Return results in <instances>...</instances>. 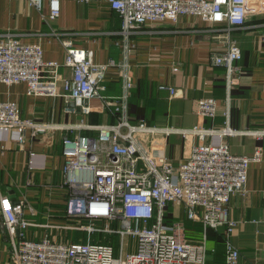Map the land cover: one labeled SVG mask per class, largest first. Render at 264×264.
<instances>
[{
    "label": "built area",
    "instance_id": "1",
    "mask_svg": "<svg viewBox=\"0 0 264 264\" xmlns=\"http://www.w3.org/2000/svg\"><path fill=\"white\" fill-rule=\"evenodd\" d=\"M28 1L43 11L45 0ZM105 1L122 19L123 58L119 62L96 63L92 51L79 50L67 39L61 40L66 50L63 65L45 61L40 45L24 44L16 36L0 41L1 84L25 83L30 96L63 97L76 107L98 98L113 108L117 119L115 124L95 126L94 137L78 135L63 141V177L71 190L66 211L70 223L47 226L56 231L52 237L29 239L32 223L25 218L26 200L0 198L11 246L10 264H207L206 232L221 228H225V264H239L240 252L231 241L236 222L230 218L229 205L236 195L247 198L248 170L252 163L261 160L262 149L257 148L253 156L247 157L233 154L226 142L205 143L208 137L229 136L232 131L227 128L160 129L144 120L132 124L129 103L134 82L130 62L136 46L131 38L148 24H177L186 16L212 25L225 24L219 29L226 36L224 52L213 54L212 61L227 70L229 103L232 77L239 71L234 62L242 58L230 35L244 28L250 17L264 14V0ZM49 4V13L43 17L53 21L60 15V0H49ZM62 66L72 70L71 78L62 77ZM111 69L120 76L121 92L116 97L103 94ZM159 89L168 90L172 97L178 94L172 87ZM82 109L86 114L90 112L89 107ZM218 111L215 99H200L196 103L197 115L202 119H214ZM50 128L48 124L23 118L18 102L0 101V142L11 138L23 143L27 131L35 139ZM252 133L260 137L264 130ZM157 134L195 136L199 143L192 148L188 160L175 165L164 153V147L158 146L154 153H148L145 142L138 139L140 135ZM30 156L33 170L36 155ZM170 204L185 206L187 220L203 225V241L189 240L183 221L165 223ZM75 231L85 232L86 237L75 241L71 234ZM96 234L119 235L118 256L110 243L94 242Z\"/></svg>",
    "mask_w": 264,
    "mask_h": 264
},
{
    "label": "crops",
    "instance_id": "2",
    "mask_svg": "<svg viewBox=\"0 0 264 264\" xmlns=\"http://www.w3.org/2000/svg\"><path fill=\"white\" fill-rule=\"evenodd\" d=\"M60 6L59 17L48 21L43 15L49 13V0H45L42 12L28 0H0V41L16 36L24 44L40 45L45 61L62 65L66 56L63 39L70 40L79 50L92 51L96 63L106 65L122 60V19L107 1L60 0ZM224 27L225 24L212 25L186 16L177 24H148L133 34L131 40L136 49L130 62L134 82L130 122L144 120L160 129L227 128L232 131L229 136L208 137L205 143L223 141L233 154L247 157L253 156L257 148L262 149L261 160L252 163L248 170L247 198L234 196L229 214L236 222L231 241L240 252L239 264H264V135L257 137L252 133L264 130V14L250 17L244 28L230 35L242 58L234 62L239 71L232 77L229 103L227 70L212 61L213 54L224 52L226 36L219 30ZM59 71L63 78L72 76V70L64 66ZM104 86L106 97L120 94L117 70H109ZM160 86L175 88L177 96L160 90ZM27 92L25 83H0V101L18 102L23 118L51 128L35 139L27 131L23 143L11 138L0 142V198L26 200L25 218L32 223L28 238L41 240L56 233L47 226L70 223L66 211L71 190L63 177V141L78 135L94 137L95 126L115 124L117 119L113 108L98 98L76 107L63 97H36ZM207 98L218 103L214 119L197 115L196 103ZM84 107L90 108L88 114L83 112ZM139 138L148 153L164 147V153L175 165L188 160L192 148L199 143L198 137L184 138L179 134H157L149 142L147 136ZM32 153L36 155L33 170ZM176 221L185 223L189 240L203 241V225L187 220L185 206L170 204L165 223ZM206 246L207 264H225V228L208 230ZM10 257L11 246L0 207V264H10Z\"/></svg>",
    "mask_w": 264,
    "mask_h": 264
},
{
    "label": "rangeland",
    "instance_id": "3",
    "mask_svg": "<svg viewBox=\"0 0 264 264\" xmlns=\"http://www.w3.org/2000/svg\"><path fill=\"white\" fill-rule=\"evenodd\" d=\"M151 139V136L150 135H147V141L149 142V140ZM139 141L142 143V140L139 139ZM148 145V144H146ZM116 228H120L119 225H115ZM72 237L74 238L75 241L77 240H80V239H84L86 237V234L85 232H78V231H75V232H72ZM104 236V235H103ZM102 235L100 234H96L93 236V240L95 241V239L97 238H101ZM110 237V236H108ZM96 242V241H95ZM113 247H114V252H115V256H118L119 254V251H120V236L119 235H115L113 236Z\"/></svg>",
    "mask_w": 264,
    "mask_h": 264
},
{
    "label": "trees",
    "instance_id": "4",
    "mask_svg": "<svg viewBox=\"0 0 264 264\" xmlns=\"http://www.w3.org/2000/svg\"><path fill=\"white\" fill-rule=\"evenodd\" d=\"M187 230V227H186ZM188 231V230H187ZM75 238V237H74ZM188 238V237H187ZM189 239V238H188ZM191 241H193L192 239H190ZM96 243H110L111 245H113V237H108V236H103L101 238H97L95 239ZM94 241V242H95Z\"/></svg>",
    "mask_w": 264,
    "mask_h": 264
},
{
    "label": "water",
    "instance_id": "5",
    "mask_svg": "<svg viewBox=\"0 0 264 264\" xmlns=\"http://www.w3.org/2000/svg\"><path fill=\"white\" fill-rule=\"evenodd\" d=\"M84 103H87V101H84Z\"/></svg>",
    "mask_w": 264,
    "mask_h": 264
}]
</instances>
